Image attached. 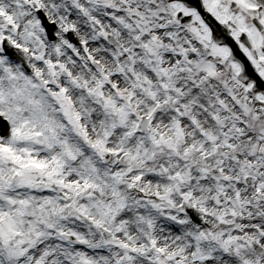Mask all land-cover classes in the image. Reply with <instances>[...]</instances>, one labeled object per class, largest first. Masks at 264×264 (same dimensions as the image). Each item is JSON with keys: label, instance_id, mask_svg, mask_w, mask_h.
I'll list each match as a JSON object with an SVG mask.
<instances>
[{"label": "snow or ice", "instance_id": "1", "mask_svg": "<svg viewBox=\"0 0 264 264\" xmlns=\"http://www.w3.org/2000/svg\"><path fill=\"white\" fill-rule=\"evenodd\" d=\"M0 264H264V0H0Z\"/></svg>", "mask_w": 264, "mask_h": 264}]
</instances>
